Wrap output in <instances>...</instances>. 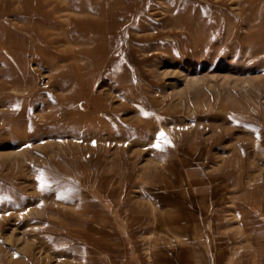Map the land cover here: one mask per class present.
Segmentation results:
<instances>
[{"label": "rangeland", "instance_id": "1", "mask_svg": "<svg viewBox=\"0 0 264 264\" xmlns=\"http://www.w3.org/2000/svg\"><path fill=\"white\" fill-rule=\"evenodd\" d=\"M0 264H264V0H0Z\"/></svg>", "mask_w": 264, "mask_h": 264}, {"label": "snow or ice", "instance_id": "2", "mask_svg": "<svg viewBox=\"0 0 264 264\" xmlns=\"http://www.w3.org/2000/svg\"><path fill=\"white\" fill-rule=\"evenodd\" d=\"M161 142L165 145H168L170 144V142L167 140V138L165 137L164 133L161 132L159 133L158 137H157V143L153 145V147H156V148H160L161 147Z\"/></svg>", "mask_w": 264, "mask_h": 264}]
</instances>
